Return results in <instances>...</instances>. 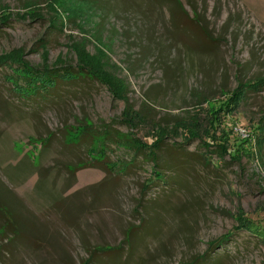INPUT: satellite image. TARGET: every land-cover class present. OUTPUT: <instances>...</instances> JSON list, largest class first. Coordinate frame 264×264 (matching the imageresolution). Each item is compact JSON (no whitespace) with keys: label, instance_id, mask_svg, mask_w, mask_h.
Masks as SVG:
<instances>
[{"label":"rangeland","instance_id":"1","mask_svg":"<svg viewBox=\"0 0 264 264\" xmlns=\"http://www.w3.org/2000/svg\"><path fill=\"white\" fill-rule=\"evenodd\" d=\"M180 1L0 0V264H264V0Z\"/></svg>","mask_w":264,"mask_h":264},{"label":"trees","instance_id":"2","mask_svg":"<svg viewBox=\"0 0 264 264\" xmlns=\"http://www.w3.org/2000/svg\"><path fill=\"white\" fill-rule=\"evenodd\" d=\"M166 1L171 8L172 14L174 16H176V18L179 19L185 25V27H188L189 24H193L194 26L197 27V24H199L200 21L197 20L198 15H197L195 9H194V17L191 18L189 13L185 10V8H184V6L180 0H166ZM184 18L186 20L185 23H184ZM8 19H9L8 17H2V19L0 20L2 22L1 24L5 23ZM201 29L203 30L204 34L207 33V31H205L203 28H201ZM206 36H207V34H206ZM84 69L87 72H89L91 75H93L92 77H95L97 80L99 79L101 82L109 83V85L111 87H113V91L115 92V94L120 95V93H122L121 88L118 87L116 83L111 82L110 79L105 77L101 72L90 71L86 68H84ZM63 77L66 80L72 79V76L69 73H66V75ZM259 82H261V81H259ZM41 84L44 87H48V86L53 85V83L48 82V81H44ZM118 92H119V94H118ZM238 100H240V98L237 96V99L231 103H235ZM191 135H192V138L197 137L196 134L191 133ZM194 136H196V137H194ZM192 138H189V140H192ZM163 140H164V138L159 139V140L151 143L150 146L145 145V144L143 146L144 148H149L151 150V153H152L153 157L155 158V160H158V153L161 150V145L163 143ZM155 174L159 175L158 171H155ZM239 223H240L239 228H242L241 230L248 231L249 233L253 234L255 237L259 238L264 243V227L263 226L255 225L252 221H250L248 218L244 217L242 214L239 215ZM201 258H204V256Z\"/></svg>","mask_w":264,"mask_h":264}]
</instances>
